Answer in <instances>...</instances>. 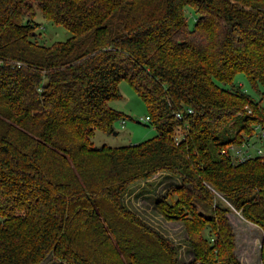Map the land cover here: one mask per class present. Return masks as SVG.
I'll list each match as a JSON object with an SVG mask.
<instances>
[{
  "label": "trees",
  "instance_id": "obj_1",
  "mask_svg": "<svg viewBox=\"0 0 264 264\" xmlns=\"http://www.w3.org/2000/svg\"><path fill=\"white\" fill-rule=\"evenodd\" d=\"M36 9L70 35L43 41ZM121 79L156 132L96 145L94 129L125 115L109 104ZM252 91L264 93V0H0V264H242L231 206L261 228L264 264V155L229 150L264 137ZM158 170L179 177L154 206L182 222V262L122 199Z\"/></svg>",
  "mask_w": 264,
  "mask_h": 264
},
{
  "label": "rangeland",
  "instance_id": "obj_2",
  "mask_svg": "<svg viewBox=\"0 0 264 264\" xmlns=\"http://www.w3.org/2000/svg\"><path fill=\"white\" fill-rule=\"evenodd\" d=\"M187 24L193 25L194 10L185 6ZM34 19L40 23V37L43 41L49 43L53 40H63L70 35V31L60 23L52 22L44 18L39 9H36ZM38 29V26L36 27ZM243 86L248 88L247 81L242 72L235 76ZM121 95L109 100V104L122 111L125 115L123 120L118 119L114 122V131H104L95 128L92 141L99 145L121 144L128 142H137L155 134L154 126L144 117L147 113L144 101L134 91L130 84L121 79L118 83ZM256 98L260 97V102L264 106V93L260 96L252 91ZM259 146L264 149V137L253 135L250 143L245 150L255 151ZM179 177L171 172L158 170L152 175L132 182L122 195V199L134 210L142 219L153 225L169 239H171L177 249V257L180 262L189 259L192 256L191 250L185 240L186 233L183 224L177 219L164 218L154 206V198L171 183H175ZM228 220L231 223L234 232L235 247L234 251L242 264H261L259 257V245L262 236L261 228L245 219L239 210L231 206V210L226 212ZM264 245V244H263ZM55 259L51 254L42 259L38 264H51Z\"/></svg>",
  "mask_w": 264,
  "mask_h": 264
},
{
  "label": "built area",
  "instance_id": "obj_3",
  "mask_svg": "<svg viewBox=\"0 0 264 264\" xmlns=\"http://www.w3.org/2000/svg\"><path fill=\"white\" fill-rule=\"evenodd\" d=\"M144 117H146V116H144ZM256 136H257V135H256ZM258 137H259V136H258ZM249 143H250V141H245V142H244V145H245V146H248ZM229 150H230V153H232V154H236V155H239V156H243L245 153L248 152V151L244 150V148L239 147V146L234 145V144H231V145H230V149H229ZM255 150H256V152L260 153L261 155H264V149H263V148H261V147H259V146H256V147H255Z\"/></svg>",
  "mask_w": 264,
  "mask_h": 264
}]
</instances>
